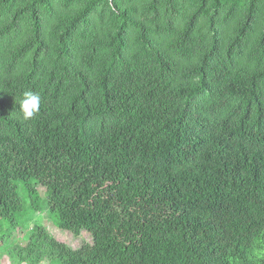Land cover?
Here are the masks:
<instances>
[{
    "label": "trees",
    "instance_id": "obj_1",
    "mask_svg": "<svg viewBox=\"0 0 264 264\" xmlns=\"http://www.w3.org/2000/svg\"><path fill=\"white\" fill-rule=\"evenodd\" d=\"M3 253L264 264V0H0Z\"/></svg>",
    "mask_w": 264,
    "mask_h": 264
},
{
    "label": "rangeland",
    "instance_id": "obj_2",
    "mask_svg": "<svg viewBox=\"0 0 264 264\" xmlns=\"http://www.w3.org/2000/svg\"><path fill=\"white\" fill-rule=\"evenodd\" d=\"M36 189L38 190V187H40V191L38 190V193L40 195V192L42 193V196L45 197V190L38 185H35ZM34 224H40L46 227V229L49 231V233L54 236L58 241L65 243L67 245H70L72 248H77L81 245L82 240L89 241V236L84 232L79 237L75 238L71 233L62 231L56 227L55 224L52 223L51 218L49 217L47 212L41 211L38 215L33 216V219L31 221L30 226H33ZM22 230V228H19ZM24 231V230H22ZM16 237L17 242H23L22 236L24 235V232L22 233L20 230H16L14 233ZM0 264H13L11 263L10 258L6 254H2L0 256Z\"/></svg>",
    "mask_w": 264,
    "mask_h": 264
},
{
    "label": "clouds",
    "instance_id": "obj_3",
    "mask_svg": "<svg viewBox=\"0 0 264 264\" xmlns=\"http://www.w3.org/2000/svg\"><path fill=\"white\" fill-rule=\"evenodd\" d=\"M42 97L39 93L25 91L23 98L20 100L23 119L29 120L40 112Z\"/></svg>",
    "mask_w": 264,
    "mask_h": 264
}]
</instances>
